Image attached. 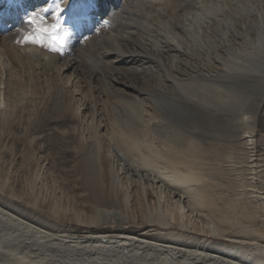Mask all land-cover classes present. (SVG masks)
I'll return each instance as SVG.
<instances>
[{"label": "rangeland", "instance_id": "obj_1", "mask_svg": "<svg viewBox=\"0 0 264 264\" xmlns=\"http://www.w3.org/2000/svg\"><path fill=\"white\" fill-rule=\"evenodd\" d=\"M238 1L43 0L34 9L13 0L15 14L0 17V207L79 237L155 229L186 245L225 247L234 236L264 250V101L252 145L233 120L238 104L256 99L262 75L261 61L235 51L263 38L249 36L254 13L235 12ZM54 26L64 41L58 51L26 40ZM219 116L238 122L235 131L207 123ZM170 132L202 152L181 148L175 167L166 165L157 154ZM148 169L180 177L165 184L189 195L187 204L144 180ZM199 190L205 198L196 202ZM246 202L256 219L249 224Z\"/></svg>", "mask_w": 264, "mask_h": 264}, {"label": "bare ground", "instance_id": "obj_2", "mask_svg": "<svg viewBox=\"0 0 264 264\" xmlns=\"http://www.w3.org/2000/svg\"><path fill=\"white\" fill-rule=\"evenodd\" d=\"M12 2L13 0H7L6 3L2 5L3 9L0 10V17H3L4 15L7 16L8 14H15L13 13L14 8L11 6ZM42 2L43 0H31L29 7H34L35 9L36 7H39V4ZM237 3L235 12L240 10L243 14H246L245 12L247 11V8H251V11L254 13L253 16L255 19L248 23L252 24L249 25V27L256 26L257 28L251 29L254 32H250L249 36L251 37V35H255L256 37L263 38V43L261 42L259 46L250 43L248 38H246V43L237 46L235 51L237 57L245 58L247 60L255 59L261 61L262 64L260 66L262 75L259 78H255L260 84V90L255 94L256 99L245 109L238 104L235 109L236 113L233 115V117L235 116L233 120L240 119L241 122H243V128L239 129L238 132L242 129H244L245 132L237 137L239 140H244L245 143L250 142L252 145L256 129V116L263 106L264 101V36L259 31V26H264V0H239ZM20 14L21 12L17 14L15 19L19 18ZM15 19L11 21L12 25H17ZM3 31H5V29L2 26L0 28V33ZM33 49L36 50V48ZM29 55L32 54L29 53L28 57ZM44 58L45 57H43L42 61L45 60ZM174 62L176 63V61ZM248 62L253 64V61ZM235 64L240 68L245 67L241 62H235ZM221 73L223 76L228 77L229 75L228 72ZM167 76L169 77V72ZM183 80H181V82ZM201 80L209 83V81L212 82V77L210 75H203ZM185 81L187 82V80ZM227 83L229 84V82ZM202 85L203 84L200 86ZM209 85L211 88L214 87L211 83ZM205 86L206 84L203 88ZM221 88L227 91L230 89L228 85L222 86ZM234 94L238 95V98L240 99L239 103L245 101L242 94L238 92H234ZM212 117L207 121L212 127L222 122L224 127L221 132L235 131L237 127L236 123L238 122L232 124L229 119L224 121L223 117L219 116L216 119H213ZM135 138L137 137H129V139ZM184 140L185 139L177 136V134L175 135V133H167L165 141H168L171 144L165 143L168 149L160 153L158 152L157 155L160 156L166 165L175 167L174 165L177 164L176 153L180 152L181 148L187 147L192 152L195 151L198 154L202 152V149L196 147L195 143H188V145ZM133 145L139 152H143L144 148H146L138 143L137 140L133 142ZM115 153L118 159L120 158L123 160L124 156L121 153L118 151ZM252 158L253 156L248 154V163H250L251 160L253 161ZM121 166L129 175L133 176V174L137 175L141 173L138 168L133 170L127 167L126 164H122ZM203 166L205 165L196 162L195 167L198 169L203 168ZM157 174H160L163 179L158 176L156 177ZM167 174L168 173L165 172H154V169H148L147 172L143 174V177L144 180L151 181L155 185L160 183L157 188L166 189L170 192L171 198L177 197L179 201H184L187 204L189 201V195L182 191L180 194L176 190L170 189V187H167V184H165L168 183L172 185V181L176 180L178 182L181 178L177 177L179 179H175V177L168 174L169 177ZM118 180L119 177L116 175L115 183H117ZM195 180L197 179L195 178ZM196 196V202H200L205 198V194L201 190L197 191ZM242 207L243 208L240 206L246 214L245 219L247 220V223L251 220L254 222L256 219H253V216H250L253 212V208L250 206L249 202L244 203ZM189 211L200 216L197 211H194L191 208H189ZM20 218L12 212L0 207V264H264L263 248H253L255 244L253 241L244 240L243 238L234 236L223 238L228 242L225 247H218V245L206 247L204 244V246L186 245L177 239L167 237L163 232H158L155 229H143L139 232L120 230V232L103 233L98 231L79 237L66 233L65 231H53L45 229L44 227L38 228ZM160 226L163 229H169L171 223L162 222L160 223Z\"/></svg>", "mask_w": 264, "mask_h": 264}, {"label": "snow or ice", "instance_id": "obj_3", "mask_svg": "<svg viewBox=\"0 0 264 264\" xmlns=\"http://www.w3.org/2000/svg\"><path fill=\"white\" fill-rule=\"evenodd\" d=\"M45 37H47V40H45ZM26 40L33 44L47 46L52 51H58L59 46L64 42L63 37L57 35L55 26L53 27L52 31H49L48 28H40L38 29L37 35L28 36L26 37Z\"/></svg>", "mask_w": 264, "mask_h": 264}]
</instances>
